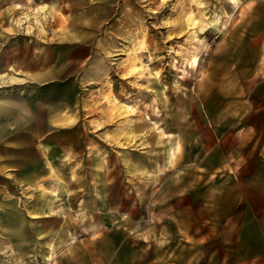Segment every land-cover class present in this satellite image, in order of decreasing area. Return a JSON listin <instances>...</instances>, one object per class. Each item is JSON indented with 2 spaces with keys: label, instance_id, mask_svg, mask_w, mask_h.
<instances>
[{
  "label": "rangeland",
  "instance_id": "1",
  "mask_svg": "<svg viewBox=\"0 0 264 264\" xmlns=\"http://www.w3.org/2000/svg\"><path fill=\"white\" fill-rule=\"evenodd\" d=\"M258 65L264 0H0V264H264Z\"/></svg>",
  "mask_w": 264,
  "mask_h": 264
},
{
  "label": "bare ground",
  "instance_id": "2",
  "mask_svg": "<svg viewBox=\"0 0 264 264\" xmlns=\"http://www.w3.org/2000/svg\"><path fill=\"white\" fill-rule=\"evenodd\" d=\"M39 10H40V13H44V14H48V12H49L48 6H41L39 8ZM34 17H36L35 14H33V15L32 14L31 15H29V14L24 15L23 17L15 20L14 24H15V26L17 28H22L24 24L28 23ZM4 79H6V75H1L0 76V82H1V80H4Z\"/></svg>",
  "mask_w": 264,
  "mask_h": 264
},
{
  "label": "crops",
  "instance_id": "3",
  "mask_svg": "<svg viewBox=\"0 0 264 264\" xmlns=\"http://www.w3.org/2000/svg\"><path fill=\"white\" fill-rule=\"evenodd\" d=\"M12 70V69H11ZM255 78H257V83L256 84H259L261 82H264V65H261L255 69ZM11 79L10 78H7V80H5L4 83H7V82H11L10 81ZM256 80V79H255ZM2 84V83H0ZM1 103V102H0ZM61 106H59V120L62 118V116L60 115L61 111L63 110L62 108V104H60ZM60 108H62V110H60ZM251 128V127H250Z\"/></svg>",
  "mask_w": 264,
  "mask_h": 264
}]
</instances>
